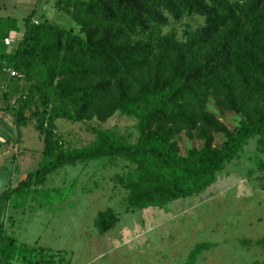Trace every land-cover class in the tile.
I'll return each instance as SVG.
<instances>
[{"label":"trees","instance_id":"16d2710c","mask_svg":"<svg viewBox=\"0 0 264 264\" xmlns=\"http://www.w3.org/2000/svg\"><path fill=\"white\" fill-rule=\"evenodd\" d=\"M55 7L74 24L32 10L21 26L0 31V142L14 141L19 153L21 129L33 124L43 161L15 181L12 154V171L0 175V264H70L62 250L38 238L22 243L12 230L16 209L25 213L22 191L63 165L90 174L89 163L103 159L130 211L199 195L250 140L264 170V0H55ZM118 112L136 118V141L95 129L91 144L70 147L56 131L57 119L104 122ZM251 172L264 188V175ZM117 220L110 207L96 214L101 240ZM242 242L264 255V235ZM213 244L196 243L190 261Z\"/></svg>","mask_w":264,"mask_h":264},{"label":"rangeland","instance_id":"374dc122","mask_svg":"<svg viewBox=\"0 0 264 264\" xmlns=\"http://www.w3.org/2000/svg\"><path fill=\"white\" fill-rule=\"evenodd\" d=\"M0 5L2 32L13 30L14 23L21 26L22 19L32 10L37 17H48L62 27L74 24L55 7V0H2ZM3 113L0 111V116ZM226 115L224 112L222 120ZM136 123L134 116L119 112L104 122L65 119L55 122L64 146L70 147L91 144L96 137L95 129H109L124 143L136 141ZM183 138L186 140L184 135ZM220 140L216 135L215 142ZM13 142H0V175L13 169L10 163L15 154ZM178 143L183 151L187 142L179 139ZM191 143L197 146L199 141L192 138ZM41 147L33 124L22 127L20 151L14 161L15 181L21 179L23 172L43 164ZM245 147L240 160L228 165V173L220 172L205 191L162 209L126 210L125 190L114 187L109 176L116 171L104 166L103 159L89 163L90 174L82 172L79 163L63 165L50 173L43 185L22 191L19 204L25 206V213L22 214V207L16 209L13 234L22 243L30 244L38 238L39 244L62 250L70 264H262L264 255L259 256V247H248L242 242L264 235V188L258 178L247 177L249 171L260 176L264 170L258 169L255 143L250 140ZM3 185L4 178L0 177V190ZM113 187L123 193L114 192ZM16 195L19 194L14 198ZM107 207L114 210L118 220L101 240L94 221L96 214ZM202 241L214 244L191 262L190 250ZM255 253L257 258L253 256Z\"/></svg>","mask_w":264,"mask_h":264},{"label":"built area","instance_id":"2783aa9c","mask_svg":"<svg viewBox=\"0 0 264 264\" xmlns=\"http://www.w3.org/2000/svg\"><path fill=\"white\" fill-rule=\"evenodd\" d=\"M5 42L8 43V42H9V38L6 37V38H5ZM10 74H11V75H14V74H16V71H14L13 69H11V70H10Z\"/></svg>","mask_w":264,"mask_h":264},{"label":"clouds","instance_id":"9594fccd","mask_svg":"<svg viewBox=\"0 0 264 264\" xmlns=\"http://www.w3.org/2000/svg\"><path fill=\"white\" fill-rule=\"evenodd\" d=\"M9 73H10V70L8 69ZM15 71V70H14ZM11 75V74H10Z\"/></svg>","mask_w":264,"mask_h":264},{"label":"crops","instance_id":"0c3cea01","mask_svg":"<svg viewBox=\"0 0 264 264\" xmlns=\"http://www.w3.org/2000/svg\"><path fill=\"white\" fill-rule=\"evenodd\" d=\"M102 190V189H101Z\"/></svg>","mask_w":264,"mask_h":264}]
</instances>
